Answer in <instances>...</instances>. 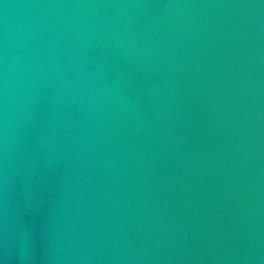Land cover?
Listing matches in <instances>:
<instances>
[{
    "label": "water",
    "instance_id": "obj_1",
    "mask_svg": "<svg viewBox=\"0 0 264 264\" xmlns=\"http://www.w3.org/2000/svg\"><path fill=\"white\" fill-rule=\"evenodd\" d=\"M0 264H264V0H0Z\"/></svg>",
    "mask_w": 264,
    "mask_h": 264
}]
</instances>
